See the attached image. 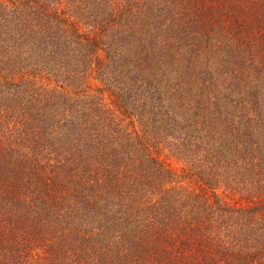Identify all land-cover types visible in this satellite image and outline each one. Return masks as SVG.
Wrapping results in <instances>:
<instances>
[{"label":"trees","instance_id":"trees-1","mask_svg":"<svg viewBox=\"0 0 264 264\" xmlns=\"http://www.w3.org/2000/svg\"><path fill=\"white\" fill-rule=\"evenodd\" d=\"M0 264H264V0H0Z\"/></svg>","mask_w":264,"mask_h":264},{"label":"rangeland","instance_id":"rangeland-1","mask_svg":"<svg viewBox=\"0 0 264 264\" xmlns=\"http://www.w3.org/2000/svg\"><path fill=\"white\" fill-rule=\"evenodd\" d=\"M174 161H172V163H173Z\"/></svg>","mask_w":264,"mask_h":264}]
</instances>
